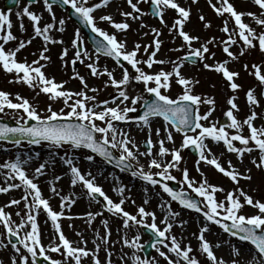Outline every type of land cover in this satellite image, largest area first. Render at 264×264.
<instances>
[{
    "label": "snow or ice",
    "instance_id": "obj_1",
    "mask_svg": "<svg viewBox=\"0 0 264 264\" xmlns=\"http://www.w3.org/2000/svg\"><path fill=\"white\" fill-rule=\"evenodd\" d=\"M29 2L35 3L36 0H29ZM57 3L70 8L72 13L79 17L80 22L85 24L96 37L100 38L98 41H94L96 58L93 60L92 55L84 50L83 41L80 39L79 31H77L71 40L72 47L76 50L70 63L73 65L77 62L84 64L92 76H107L105 87H112L117 92L111 101L115 106H110L108 100L97 102L95 95H87V92L96 93L97 89L89 88L84 77L80 76L79 73L74 72L72 77L79 80L83 86L78 92L65 89L63 83H57L54 78L45 74L43 69L50 59L46 55L50 50L47 45L63 43L61 40H54L49 35V32L54 28L53 23H45L41 26V17L25 7L17 15L18 18L27 17L31 23L33 35L27 40H19L14 48L6 49L5 46L9 42L17 41L18 38L11 32L13 25L8 16L0 14V33H2L0 34V42H2L0 43V69L5 73L15 75V79L9 83H22L33 91L38 89L37 95L42 93L49 100L62 101L64 104V107L60 108L59 111H54L49 105L44 114H41L28 99L17 94L15 96L17 102H12L9 93L0 91V113H5L6 109L11 110L15 114L16 122L15 127L0 123V140H8L17 148L20 147L22 141H26L28 145L47 144L50 149H61L65 146L68 149H87L90 153L101 157L105 162L115 161L116 166L121 171L130 170L133 178L153 187L159 186L161 191L166 193L172 201L177 202L184 209L196 212L203 218L205 223L199 228V235L196 236V239L199 243L198 251L202 255H206L209 264H225L222 258L217 259L213 252V246L206 239V234L210 231L209 224L218 226L228 237H234L239 242H247L252 246L254 249L252 259L247 264H264V202L254 201L239 188L240 179H251L247 171L240 173L231 161H228L227 169L223 167L218 162V158L213 156L207 143V141H211L216 145L222 144L224 149L228 153H234L236 159L241 163L245 154L251 155L256 152L258 156L252 158L251 163L257 169L264 170V127L257 128L254 126V121L258 115L255 111H251L242 121L237 118L236 114L239 112V107L234 102L235 95L229 96L227 99L228 108L223 113L227 122L211 121L210 118L215 111V100L194 94L193 85L198 81L185 77L181 71L185 62L192 63L199 60L204 69L221 74L230 91L237 93L241 88V85L235 82L239 73L231 71L227 65L229 60L235 61L238 57L233 54L230 48L237 44L238 38L242 42L240 56L257 47L261 53H264V0H251V3L257 6L259 15L253 12H238L229 0H215V2L208 0V4L215 14L223 18L224 24L220 31L227 36V39L220 41V47L228 59L214 62L211 65L203 62L206 59H214L215 53L210 51V46H214V38L200 43L199 47H193V43L198 42L199 37L184 30L190 20V9L181 6L177 0H150L152 14L159 18L160 23L164 24L165 27H168L163 20L166 10H174L176 13V18L171 27H168V31L173 40L179 39L181 41V45L171 49V51L178 53L186 50V52L184 56L178 57L175 61L155 59L161 47V41L158 39L161 32L156 28L150 30L153 35L151 44L141 46L139 43H135L133 48L129 50L125 41L117 40L115 34H109L98 27L94 13L97 9L106 7L110 0H99L98 3L91 4H89V0H51V2L50 0H43V9L49 14L52 21H56L53 5ZM126 3L130 11L120 12V15L124 17L123 22H115L112 16L107 14L101 15L99 21L107 22L115 32L126 33L130 28L127 20H141L143 16L148 14L142 11L139 5L141 3L149 4V0H126ZM192 3H197V0H192ZM246 15L260 26L261 31L257 32L243 22L242 18ZM199 19L203 22L204 28L211 26L205 21L203 15H200ZM233 22L234 26L230 29L229 25ZM58 23L61 27L56 31L63 32L65 20L60 19ZM140 27L144 28L146 25L141 23ZM20 32H25L22 23L20 24ZM36 38H41L45 45L39 52L38 58L31 63L26 60L18 61L17 54ZM142 47L143 53L147 54L146 59L138 58ZM67 55L68 50L64 48L60 54V60L67 63L65 61ZM100 56L111 58L122 69V76L119 80L107 69L103 71L98 69L96 60ZM85 61L90 62L85 63ZM165 64H171V69L161 68L155 72L144 70L145 67L153 69L154 65ZM128 66H130L131 72ZM244 67L245 70H248L249 66L245 64ZM252 69L254 72L249 74L254 75L255 80L258 81L262 89L260 96L264 97V73H262L260 65L253 64ZM133 81L142 86L143 93L153 97L150 102L144 100L143 95H130L128 93L127 87ZM173 83L182 90L181 94L175 98L168 94ZM245 96L249 109L260 106V100L257 98L254 89L249 88ZM137 105L143 109L142 114L138 111ZM202 105L208 106L203 113L200 111ZM157 117L162 118L163 128L155 129V135L158 138L155 143L151 135L147 137L145 141L147 151H139V146L133 142L130 134L117 127V124L134 123L151 133L152 118ZM260 118L264 119V113L260 114ZM30 121L34 123L29 126ZM205 121H209V123H203ZM245 126L248 130L247 135L241 133ZM229 130H232L231 133ZM162 131L163 138H161ZM173 131L182 137L179 147H175ZM165 140L174 145L172 149L165 146ZM157 145L158 150L154 151ZM113 149L119 152V156L113 154ZM185 149H192L196 153L197 172H200L199 165L202 162L210 165L216 172L223 174L224 177L237 185L235 191H228L224 199L217 200L215 194L223 192V188L208 183L207 179L203 178V173H201L202 179L199 183L192 180L188 169L185 167L181 170L180 168L183 159L181 153ZM52 155L55 153L53 152ZM169 156L170 160L165 162V158ZM138 157H147L145 166L149 171L144 170L145 166H141L139 169L135 168L133 162L139 164ZM59 159L68 168L71 184L75 186L79 183L86 190L87 196L93 200L102 198V208L113 216L121 217L124 229L135 226L147 229L151 233V246L167 264H181V262L182 264H200L196 256L191 254L193 250L190 246L181 247L175 236L170 235L171 221L175 220L179 213L172 212L169 208L165 218L160 221V224L164 225L161 229L155 223L154 213L146 211L145 208L139 207L136 215L123 209L122 205L125 204V198H123L125 189L123 187L113 189L121 197L118 202H114L103 192L100 186L96 185L94 177L89 178L91 173L82 174L73 160L66 158V156H61ZM85 159L92 162L94 156L86 155ZM27 162V160L17 157L14 161H5L0 164V168L8 170V180L18 181V183H10L6 187H0V193H8L11 189H23L24 193L21 199H12L6 207L17 206L23 202L26 210L23 215L17 212L15 215L20 216L21 219L19 222H14L11 216L3 208H0V226H2L4 238L8 240L14 253L10 257V264H37L38 257L42 258L46 264H83V259L86 257L90 258L91 264H111L112 253L108 251L107 247L110 239L107 221H101L104 224V235L101 243L105 245L103 250L108 259L106 262H101L97 255V252L101 250V244H96L95 249L88 250L85 247L74 246L63 234L58 221L64 217L63 208L66 206L65 202L68 201V197H61V211H56L51 208L49 200L43 197L40 188L34 182L37 177L44 175L47 162L40 163L34 169L31 178L24 170V165ZM151 169L157 171L153 173L150 171ZM173 169L181 173L179 181H176V177L171 174ZM55 179L59 180L60 177L57 176ZM169 181H176L182 186L186 185L187 189L201 200L192 199L183 189L174 191L168 186L167 182ZM49 183L51 184V182ZM49 190L54 196L59 195L55 187H50ZM241 197L243 202H241ZM67 206L71 207L70 201ZM245 206L251 207L255 214L250 216L241 214ZM41 212L46 214L47 220L51 221L53 225L54 239L58 237V241L48 248L42 244V234L38 226V214ZM98 215L100 213H88L87 222L91 224L94 216ZM146 217H150L152 223H145ZM68 218L71 219V217ZM77 235L79 236L80 233ZM98 238L100 237L98 236ZM122 239L124 246L135 250L133 255L128 257L131 264H157L154 260H141L135 254L144 246L139 243V233L131 240ZM169 240L170 246L166 242ZM85 243L86 241L81 239L80 244ZM223 244L230 246L232 250L230 255L235 257L240 255L237 245L230 240L224 241ZM160 245H163L167 252L173 254L177 259L174 261L169 255H166L161 250ZM6 247L8 245L0 242V248ZM215 247L220 248L221 243L218 242ZM57 252L62 256V260L53 259L49 255V253ZM231 264H240V261L234 258Z\"/></svg>",
    "mask_w": 264,
    "mask_h": 264
},
{
    "label": "rangeland",
    "instance_id": "obj_2",
    "mask_svg": "<svg viewBox=\"0 0 264 264\" xmlns=\"http://www.w3.org/2000/svg\"><path fill=\"white\" fill-rule=\"evenodd\" d=\"M96 1L97 0H89V2H90L89 4L94 3ZM230 1L236 7L235 9L238 12H244V13L253 12V13H256L257 15H259V11H258L257 6L253 5L250 0H245V1L244 0H230ZM177 2H179L180 5L185 6L186 8L190 9V20L186 24L184 30L193 36L199 37V41L194 42L193 47H199L200 43H203L206 40L214 38V46H210V51L215 53L214 59H206L203 63H208L211 65L214 62H219V61H223L225 59H228L226 57V55L222 52L221 47H220V41L223 39H227V36L223 32L220 31L221 27H223L224 20H223V18L218 17L215 14V12L209 6L208 0H199L195 4L192 3V0H183V1L177 0ZM213 2H215V1L213 0ZM1 4H2V2H0V14L3 15L4 11L2 9ZM110 6H111V8H110L111 12L109 10L105 13H102L101 15H106V14L111 15L115 22L124 21V17H122L120 15V12L130 11V8L128 7V5L126 3V0H115L113 3L110 4ZM25 7H28L30 11L39 15L41 17V22L43 24L49 23L51 21V17L45 18V14H48V13L46 11H44V9H43V0H36V2L33 4H28V3H25L23 1H20V3L18 4V6L16 8L9 9V11H7L9 13V16H10V21L13 25L11 32L13 35L17 36L18 40L9 42L5 46L6 49L14 48L19 40H27L30 36L33 35V31H32L30 21L28 19H26L25 17H22V16L18 18V15H17V13H21ZM139 7L141 8L142 11L148 13L146 4L141 3L139 5ZM105 8L106 7H103L102 11H105ZM53 9H55L58 12V14L57 13L55 14V17H59V18L65 20L64 25H66V36H65L64 40H62L60 38H55V40H61L63 43L62 44H53L52 48L46 53V55L50 59L46 62V67L43 69V71L45 72V74L48 77L54 78L55 82L63 83L64 88L68 89L72 92H78L83 87L80 84L79 80L72 78L74 75V72L79 73L80 76L84 77L89 88H96L97 89L96 93L87 92L86 93L87 95H95L97 102L108 100L110 106H115L114 104L111 103V101H112L113 97H115L117 95V92L112 87H105V83L107 81V76H104V75L99 76V77L92 76V75L89 76L88 74H89L90 70L87 69L84 66V64H81L79 62H77L78 64L76 65V67H72V64L70 63V61L73 59L74 51L76 49H73L72 44H71V40L73 38V34L75 37V33H76L77 28L72 23V21H70L66 18V14L62 10H60L56 6H53ZM195 11H198V13H195ZM200 15H203L205 18V21L210 23L211 26L209 28H204L203 22L199 19ZM175 18H176V15H174V14L169 15V11L166 10V12L164 14V21H165V24L168 25V27H171L172 22ZM242 19H243V22L248 24L251 28L255 29L257 32L261 31L260 26L257 25L255 23V21L252 20L251 17L246 15ZM127 22L129 23L130 28L126 33L114 31V34L116 35L117 40H123L126 42L127 48L129 50H131L133 48L135 43H139L141 46L151 44V41L153 39V35L151 34L150 30L152 28H156L157 30H159L161 32L160 37H158V39L161 41V47H160V50L157 53V56L155 57V59L158 58L159 60L175 61L178 59V57H182L185 55L186 50H182L178 53L171 51V49H173V48L180 47L181 41L179 39L173 40L172 36L169 34L168 27H165V25L161 24L160 21L159 22L155 21L150 15L147 14V15L143 16L141 18V20H136V21L129 19V20H127ZM21 23L23 24L24 29H25L24 33L20 32V24ZM50 23H53V21ZM141 23L146 25V27L141 28L140 27ZM104 24L107 25L108 23L106 24V22H104ZM233 26H234V22H233V24L229 25L230 29ZM52 33L53 32L50 31L49 35H52ZM145 33H148V35H145ZM237 41H238L237 44L233 45L230 48V50L233 52L234 55H236L238 57V59L235 61L229 60L228 65H227V67L231 71H235V72L239 73V77L236 79L235 82L238 83L239 85H241V88L239 89V91L237 93H232L230 91V89L227 86L226 81H224L221 74H217L214 71H209V70L204 69L202 63H200L199 66L184 63V67L182 68L181 71L185 77H188L193 81H198V83H194V85H193L194 94L210 97V98H213L215 100V111L213 112L212 117L210 118L211 121H219V120L223 119V117H224L223 113L228 108L227 99L229 98V96L235 95L236 99L234 102L239 107V112L236 114L237 118L242 121L244 118H246L247 115L250 114L251 111H255L258 115H257V119L254 121V126H256L257 128H261V127H264V119L260 118V114L264 113V97L260 96V92L262 91V89L259 86L258 81L255 80L254 75H251L249 73L254 72V69H252L253 64L260 65L262 73H264V53H261L257 47L255 49L246 51L243 56H240L239 53L241 51L242 42H240L238 40V38H237ZM66 42L71 44V46L69 48L64 46V48H67V50H68V55L65 58V61H67V63H65L64 61H61L59 58L62 50L64 49L63 45H65ZM0 43H2V42H0ZM50 45L51 44H49L47 46H50ZM44 46L45 45H44V42L42 41V39L36 38L32 41V43L30 45H28L26 48L22 49L17 54L16 58L18 61H25L26 60L28 63H31L34 59L38 58L39 52L42 50V48ZM138 58H140V59H146L147 58V54L143 53V47L141 48V52L139 53ZM88 62L89 61H85V63H88ZM245 64H247L249 66L248 70H245V67H244ZM96 66L98 67V69L100 71H102L104 69V66L102 64H100L99 62L96 63ZM114 66L117 69V71L115 73H113L114 77L117 80H119L122 76V69L116 65H114ZM171 66H172L171 64L154 65L153 69H147L145 67L144 70L148 71V72L159 71L161 68H164L165 70H170ZM129 71L131 72V69H129ZM14 79H15L14 74L5 73V72H3L2 69H0V91L9 93L10 98L12 99V102H17L15 100V96L18 94L21 97L28 99L30 101V103L34 107H36V109L39 112H41V114H44V112L46 111V109L49 105L52 106V109L54 111H59L60 108L64 107V104L62 101L49 100L42 93L37 95L38 89L36 91H33L32 89L28 88L26 85H24L22 83H9V81H12ZM249 88H252L255 90V94H256L257 98L260 100V106L259 107L249 109V107L247 106L245 93ZM127 91L130 95H143L144 99L146 98L145 97L146 93H143L142 86L136 84L135 81H133L127 87ZM181 91H182L181 88L179 86L175 85V83H173L171 90L168 94L172 98H175L176 96L181 94ZM138 107L139 106L137 105V108ZM207 107L208 106H206V105H202L200 108L201 113L206 111ZM97 110H99V109H97ZM65 111H67V109H65ZM0 118L12 119L15 121V114L12 113L11 110L6 109L5 113H0ZM97 123H99V122H97ZM203 123L208 124L209 121H205ZM128 126H131L130 127L131 129H135L133 132H138L136 130H139V129L135 128L136 125H133V124L130 125L129 124ZM124 127L120 126L119 128H124ZM231 131L232 130H229L230 133H231ZM127 132H129V131H127ZM241 133L243 135L248 134L247 126H245L241 130ZM133 135L135 136V134H133ZM130 136H132V132L130 133ZM173 136L175 138V147H179L180 142L182 140L181 135L173 132ZM143 140H146V139L143 137H139V140L134 142L139 146V151H147V149L143 146ZM209 142L211 143V141H207V143H209ZM211 144H212V146H215V144H213V143H211ZM165 146L168 149H172L174 145L171 143H168L165 140ZM216 146H218V145H216ZM219 146H220L221 150L216 151V153L212 152L213 156L218 158V162L223 167H225L226 169L228 167V161H231L232 165L240 173H245L247 171V174L251 176V179H249V180L240 179L238 182L239 188L242 189L254 201L264 202V170L257 169L251 163V159L254 157H257L258 154L256 152H253L251 155L245 154V156L243 158V162L241 163L240 161H238L236 159V155L234 153H228L224 149L222 144H220ZM156 150H158V145L156 146L154 151H156ZM53 152L55 153V155H52ZM114 152L117 155H119L118 151L114 150ZM41 153L46 154L48 156V159L51 162H56L57 166L61 167L64 170L65 173L63 175L67 176L69 178V180H71V176H70V173L68 171L67 166L63 163V161H61L59 159V157H61V156H66V158L73 160L74 163L76 162V163L80 164V169H81V167L88 169L86 164L89 166L99 167V168H104L103 164L108 165L105 161L99 159L96 155H94V154H92L89 151H86L84 149H68L67 146H65V148H61V149H50L47 144L28 145L27 142H23V141H22L20 147L17 148L16 146H14L11 143L0 141V164H3L5 161H10V162L14 161L17 157H20L21 159L27 160L28 162H27V164L24 165V170L26 171V173L28 174V176L30 178L33 176L34 169L37 167L38 162H43V163L47 162V167L44 170V175L37 177L34 181L37 184L40 183V178H42V177L43 178H45V177L49 178L47 176V173H48L47 169H48V166L50 165L49 161L44 159V158L41 160L40 159H38V160L34 159V158H36V155H38V154L40 155ZM86 155H93L94 156L93 161L92 162L87 161L85 159ZM181 155H182L183 159L181 161L180 168L182 170L183 168L186 167L188 169L189 176L192 180H195V181H197V183H199V181L202 179L201 173H203V178H206L208 183L224 189L223 192H219V193L215 194L217 200L224 199V197L228 191H235V188L237 187V185L233 184V182L231 180H229L227 177H224L223 174L216 172L212 166L204 164L202 162L199 165L200 172H197L196 171L197 165L195 163V160L197 158L192 157L191 154L186 151V149L183 150ZM28 156H33V160H31V158H29ZM138 159H139V164H135V162H133L136 169H139L141 166L146 165L147 157H138ZM167 160H170V156L165 158V162ZM237 162H239L241 164V166H242L241 169H238L236 167ZM84 168L81 170L82 174L91 173V176L89 178L90 179L93 178L94 172L96 173L95 169H94V171H90V170L85 171ZM0 170H1V177L3 176V181L0 180V187H5L6 185H8L10 183H18V181H15V180H8L7 177H8L9 173H8L7 169L0 168ZM144 170L149 171V169L146 166L144 167ZM150 171L155 173L157 170L151 169ZM112 172H113L112 177L113 178L115 177L114 179H116L117 181H119L121 183H124V185L131 186V184H136L143 190H149V191H152L153 194H157V196L160 198L161 203H162V208H161V210H159L160 212L158 214L162 215V217L164 216V218H165L169 208L171 209L172 212L179 213V216L176 217L175 220L171 221L172 225L175 224V222L179 219V217L182 218L184 220V222L194 220V219H198V220H200V224L204 225L205 221L203 220V218L200 215L192 213V212H188L187 210L183 209L175 201H172L171 199H169L166 196V194L161 191L159 186L153 187L151 185H147L143 181L136 179V178H133L130 173L120 172L117 169L112 170ZM171 174L176 177V181H179L181 179V173L177 172L175 169L171 170ZM63 175H61V177ZM55 181H56V179H55ZM100 181L101 180H98L95 178L96 185L100 186L103 189L104 185L101 184ZM76 186H77L76 188H77L78 192H76L75 194H79L80 197L86 198L85 200L88 201L89 205L95 209V213H100V215L97 216L100 221H101V219L105 218L108 221L110 220L111 223L118 225L120 227V229L126 230L124 233L117 232L114 235V237L116 238L115 243L117 242L118 246L120 243L123 244L122 238H127L128 240H131L138 233L140 236L139 243L145 244L148 241V237H146L145 236L146 234L142 232L141 227L135 226V227H132L129 229H124L122 227V218L121 217H119L118 215L113 216L111 213H108L107 211H105L102 208L101 203L99 201L98 202L96 200L94 201L93 199H91L90 197L87 196L86 190L80 184H76ZM181 187H182V189H187L186 185H184V186L181 185ZM65 189H67V188H65ZM13 190H17V189H11L9 192L11 193V192H13ZM21 191H23V189H21ZM21 191L19 192L18 197L23 196V194H21L22 193ZM70 191H71V189H70ZM120 198L121 197H119V196L116 197V199H115L116 201L114 200V202H118ZM123 198H125V204L122 205V207L125 211H128L130 214L136 215L137 209L139 207H143V208H145L146 211L150 212V208H149V204H148L149 202L145 203V201H147V200H142L139 198H131V197L128 198L124 194H123ZM9 199L10 200L13 199V196H9ZM240 199H241V202H243L242 197ZM133 201H134V203H133ZM1 206H3V205H1ZM1 208L4 209V206ZM8 208L12 209L13 207H8ZM16 208H17V206L14 209H16ZM20 208H21V206H20ZM25 211L26 210L23 207L21 209L16 210V212H20L22 215ZM72 211L73 210L67 209V212H69V213H71ZM241 214H243L245 216H250V215L255 214V211L251 207L245 206L244 210ZM157 215H155V216L157 218H159V215L158 216ZM20 219H21V217L17 216L16 222H19ZM145 223H152V219L150 217H146ZM88 228L90 230L89 231L86 230L85 233L88 234L89 238L91 240H94V241H99L100 238H98L99 234L97 232L98 220L96 219L95 216L92 219L91 224H88ZM159 228H161V227L159 226ZM209 229H210L209 232H216V233L221 234L223 241H226V240H230L231 242L233 241V239H231V237H228L226 234H224L222 232V230L219 229L218 226L209 224ZM191 233H193L195 235L194 232H191ZM63 234L65 235L66 238L73 239L71 237L70 233L67 232V229H64ZM170 235L175 236L174 232H172L171 229H170ZM84 239L87 240L86 238H84ZM0 240H2L3 242H6V239L4 238V235H3L2 228L0 229ZM73 241H74V239H73ZM88 242H89V240H88ZM88 242H86V243H88ZM166 242L170 246V240L166 241ZM74 244H75V246H80V243L78 241H76ZM247 245H245V246H247ZM95 246H93L94 248L93 247L89 248V247L83 245V247H85L88 250L95 249L96 248ZM224 246H225V251H223V253L221 252V254H219V258H222L225 261V264H231V261L234 258L235 259L241 258L240 256L235 257L233 255H230V253L232 251L230 246L225 245V244H224ZM181 247H183V245ZM190 247L193 250V252L191 254L196 256V258L199 260L200 264H209V262L206 260V256L202 255L198 251L199 245L190 246ZM160 248L162 251H164L168 255L173 256L175 259H177L173 254L168 253L167 249H165L163 247V245ZM2 249L3 248H0L1 251H2ZM6 249H10V254H12V255L14 254L12 252L10 246H8ZM126 250L129 252V257L132 256L133 252L135 251L134 249H130L128 247H126ZM108 251H110L113 254V249H108ZM135 254L137 256H139L141 260L147 259L148 261L154 260L156 262L160 260V257L158 255V253L156 252L155 248H153V251L151 253L150 258H145L143 253H142V250H140L139 252H135ZM12 255H9L8 259H10V257ZM49 255L53 259L62 260V256L58 252L57 253H49ZM97 255H98V258L101 262H106V260L108 259L107 254L105 253V251L103 249L99 250L97 252ZM29 259L31 260V257H29ZM110 259H111V264H121L120 261L119 262L117 261V259H112L111 257H110ZM247 259H249V258H246V261H247ZM241 263L245 264L244 261ZM83 264H91L90 258H87V257L84 258ZM128 264H131L130 260H128ZM181 264H182V262H181Z\"/></svg>",
    "mask_w": 264,
    "mask_h": 264
},
{
    "label": "bare ground",
    "instance_id": "obj_3",
    "mask_svg": "<svg viewBox=\"0 0 264 264\" xmlns=\"http://www.w3.org/2000/svg\"><path fill=\"white\" fill-rule=\"evenodd\" d=\"M110 8H111V6L108 4L105 8V11H99L98 13H100V15H101L102 13H105L109 10L111 11ZM54 13L58 14V12L55 9H54ZM195 13H198V11H195ZM48 17H50L49 14H45V18H48ZM25 18L27 19V17H25ZM60 19L61 18L56 17V21H53L54 28H53V30H51L53 33L50 36L54 40H55V38H60V39L64 40V38L66 36V25H63V27L65 29L63 32L56 31V29L61 27L58 23V21ZM50 22H52V19ZM40 24H41V26L43 25V23L41 21H40ZM52 45L53 44H51L50 46H47V47L49 49H51ZM64 46L69 48L71 46V44L66 42L65 45H63V48H64ZM93 60H95V59L93 58ZM97 61L104 66H108V68L112 72H113V70H115L112 67V63L109 60L98 59ZM158 127L162 129L163 124L161 122L154 121V122H151V128H152L151 133H149L147 129L140 128L138 134L135 135V140L138 139V136L145 138V137H148L149 135H151V138L153 139V141L155 143V141L158 139L155 135V129ZM161 138H163V131L161 132ZM212 149L213 150L211 152H214V153H216V151H218V150H221L219 145L212 147ZM28 157L31 158V160H33V156H28ZM43 158L48 160L49 164H50L48 166V169H47V171H48L47 176L49 178H47V177L40 178V183L37 185L40 188L43 197L45 199L49 200L51 208L56 210V211H61V209H60L61 197H68V201L65 202L66 208L65 207L63 208L64 217L58 221L60 226H61L62 232H64V229H67V232L70 233V235L74 239V241L71 238L70 239L67 238V239L70 242H72V244L74 246H75L74 243L76 241H78L80 243L81 239H83L86 242H88V240H89V242H88L89 244L85 243L83 245H85L89 248H92L96 244H101V249H103L105 247V245H103L101 243V240H102V237L104 235V224H102L101 221H107L108 228L110 231V239H109V243H108L107 247H108V249H113V254L111 255L113 258L115 257V259H118L121 263L126 264V262H128L129 252L126 250V246H124L122 243H120L118 246L117 242L115 243L116 238L114 237V235L117 232L124 233L126 230L120 229V227L118 225L111 223L110 220L108 221L107 219L104 218V219H101V221H100L99 218L97 216H95L96 219L98 220L97 232L99 234L100 239H99V241H95V243H94V240H91L89 238L88 234L85 233V231L90 230L88 228L89 223L87 222V220H88L87 214L88 213L94 214L95 209L89 205L88 201L85 200L86 198H82V197H80L79 194H75L76 192H78V190L76 188L77 186L76 185L73 186L71 184V180H69V178L67 176L63 175L65 173L64 170L61 167H58L56 162H51L48 159V156L44 153H41L40 155L39 154L36 155V158H34V159H36V160L40 159L41 160ZM40 163H43V162H38L37 167L39 166ZM74 164L80 168V164H78L76 162ZM86 166L88 167V169L81 167L80 170H82L84 168L85 171L86 170L87 171L88 170L94 171V169H95L96 173L94 172V177L98 180H101L100 181L101 184L104 185L103 192L113 201L118 196L117 193L115 191H113V189H115L117 187H123L125 189V192L123 194L126 195V197H128V198H130V197L131 198H139L142 200H147V202H149L148 204H149L150 212L155 213L154 215H157L160 212L159 210H161V208H162V203H161L160 198L157 196V194H153V192L149 191V190H143L136 184H131V186L124 185V183H121V182L117 181L116 179H114L115 177L114 178L112 177L113 172L110 171L108 167L99 168V167L89 166L87 164H86ZM236 167L238 169L242 168V166L239 162L236 163ZM61 175H63V176L61 177ZM57 176H59L60 179L55 181V177H57ZM0 180L3 181V176L1 177V170H0ZM49 182H51V184ZM50 187H55L57 189V191L59 192V195L54 196L52 194V192L49 190ZM65 188H67V189H65ZM70 189H71V191H70ZM20 191H21V189H17V190H13V192H11V193L10 192L0 193V208L4 206V211L11 216V218L14 222H16V218H17V216L15 215L17 213L16 210L21 209L22 207L24 208L23 202H21L20 205H17L16 209H14L16 206H11L13 208L10 209V208L6 207V205H8L9 202L12 200V199L11 200L9 199V196H13V199H17V200L21 199V197H18ZM21 192H22L21 194H24L23 191H21ZM69 201L71 202V207L67 206ZM1 205H3V206H1ZM20 206H21V208H20ZM67 209H70L73 211L71 213H69V212H67ZM158 215H159V218H157L155 216L156 217L155 223L157 225H159L160 221L162 219H164V216L162 217V215H160V214H158ZM68 217H71V219H69ZM70 225H71V227H70ZM38 226H39V230L42 234L43 246L48 248L51 244L56 243L58 241V237H56L54 239V228H53V225L51 224V221H48L46 218V214H43L42 212L40 214H38ZM201 226H203V225L200 224V220H198V219H194V220L184 222V220L179 217V219L175 222V224L172 225L171 230H172V232H174L175 238L181 244V246L182 245L183 246L184 245L197 246V245H199V243H198V240L196 239V236L199 235V228ZM1 228H2V226H0V229ZM191 232H194L195 235ZM77 233H80V235L78 236ZM84 238H86L87 240H85ZM206 239L213 246L214 255L217 257V259H221V258H219V254H221V252L223 253V251H225V246L223 244L224 241L222 240V235L219 233H216V232H208L206 234ZM0 242L7 245V243L3 242L2 240H0ZM218 242L221 243V247L217 249L215 247V245ZM232 243L236 244L238 249H239V253H240L239 256L241 258H239L238 260L239 261L241 260L240 264H242L241 262H243V261L245 262V264H247V262L252 259L253 251L251 249L245 248L244 244H240V243L238 244V242H236V241H233ZM83 245L80 244L81 247H83ZM6 248H3L2 251L0 250V264H10V259H8V257H9V255H12V254H10V249H6ZM246 258H249V259H247V261H246ZM157 264H167V262L162 257H160V260L157 261Z\"/></svg>",
    "mask_w": 264,
    "mask_h": 264
},
{
    "label": "water",
    "instance_id": "obj_4",
    "mask_svg": "<svg viewBox=\"0 0 264 264\" xmlns=\"http://www.w3.org/2000/svg\"><path fill=\"white\" fill-rule=\"evenodd\" d=\"M198 60H196L195 62H197ZM32 123H29V126L31 125ZM112 162H114L115 163V161H112ZM174 191H176V187L174 186Z\"/></svg>",
    "mask_w": 264,
    "mask_h": 264
}]
</instances>
